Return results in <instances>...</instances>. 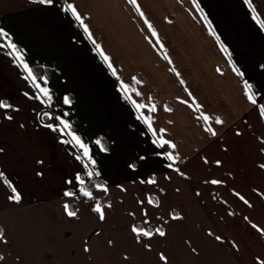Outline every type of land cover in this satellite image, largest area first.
Returning a JSON list of instances; mask_svg holds the SVG:
<instances>
[{"label":"crops","instance_id":"crops-1","mask_svg":"<svg viewBox=\"0 0 264 264\" xmlns=\"http://www.w3.org/2000/svg\"><path fill=\"white\" fill-rule=\"evenodd\" d=\"M72 2L118 75L130 84L132 77L141 81L134 85L141 96L134 98L148 103L158 93L153 127L176 148L152 143L156 137L122 98L116 77L69 15L32 0H0V27L37 68L34 73L47 75L53 92L50 106L37 99L8 49L0 47V99L16 106L0 108V171L21 194L19 202L9 199L11 189L0 177V264H165L161 252L167 264L264 260V235L252 226L264 228V117L247 100L243 83L264 93V30L253 13L243 0H198L203 12L193 0H137L157 41L129 0ZM252 3L264 20V0ZM64 95L71 104L63 103ZM193 97L199 111L223 121H210L215 135L190 107ZM45 111L67 113L64 118L89 145L99 176L89 177L76 158L80 150L45 127L59 123L41 115ZM162 151L179 154L174 167ZM77 173L85 183L107 182L108 191L94 187V199L83 196ZM212 179L224 183L211 184ZM66 190L75 195L66 196ZM103 197L111 207L103 205L100 220L92 208ZM149 197L159 203H149ZM64 203L72 205L75 217L67 215ZM174 212L181 216L173 218ZM133 224L162 227L166 235L138 241ZM110 253H117L113 261Z\"/></svg>","mask_w":264,"mask_h":264},{"label":"snow or ice","instance_id":"snow-or-ice-1","mask_svg":"<svg viewBox=\"0 0 264 264\" xmlns=\"http://www.w3.org/2000/svg\"><path fill=\"white\" fill-rule=\"evenodd\" d=\"M33 3H38L45 6H58L59 10L71 17V19L75 22H77L78 26L83 29V32L86 34L87 38L92 42L93 45H95L94 50L98 52L101 59L105 62L107 68L111 71V75L113 77H116V80L118 82L117 87L118 91L120 92L121 96L125 101L130 103L134 109V111L137 113V119L140 120L148 129L149 132L152 133L155 139H153L152 143L157 146L158 148L163 149L165 145H167L170 149H175L176 144L170 140L165 139L163 136H157V130L153 127V116L151 113L156 111V104L152 101L151 97H149V102L145 103L143 100H139L134 97H140L141 93L139 90H137L134 85L137 83H141V81H138L136 77H132V83L125 82L119 75L114 67L110 57L104 52L103 48L96 42V40L93 38V34L90 31L89 25L84 22L82 14L78 11L77 6L72 2V0H32ZM244 4L247 5L248 9L253 13V20L256 21V23L259 25L261 30H264V20L260 18V14L257 12L256 7L253 5L252 0H243ZM129 3L132 4L136 11L139 13L141 17L144 18V23L147 24L148 30L150 31L151 35L153 37H156V40L159 41L158 34L156 32V29L153 27V25L148 21L147 17L145 16V13L141 9V6L137 3V0H129ZM193 3L195 5V8L199 12H203V9L201 8L200 3L198 0H193ZM204 20L207 23L209 27V31L212 35L216 36L217 41L219 42V36L215 33V31L212 29L211 21L208 20V17L206 14H204ZM221 47L222 50L227 52V46L223 45L222 42ZM0 47H6L8 49L7 55L12 57V63L16 64L24 74V79L28 80L32 83V85L36 89V98L41 100L43 104L46 105H52L53 102V92L48 87V77L47 75H44L42 77H38L34 71L33 68L30 66L29 62L25 58V54L20 50L18 44L14 42L12 35L6 31L4 27H0ZM159 47L163 49V44H159ZM165 59L170 58L167 56V53L164 54ZM231 62V60L229 61ZM262 68H264V65H261ZM234 71L237 72L238 75L243 76L244 74L240 72L238 68H234ZM175 71V69H173ZM179 75V73H177ZM183 83V81H181ZM244 92L247 97V100L253 104L258 105L259 115L261 117H264V103H259V99L264 98V93H260L258 90L253 91V84L249 83L247 80L244 82ZM25 95H28V93H25ZM192 94L189 92V96ZM179 100L180 97H177ZM182 103L189 104L188 100H182ZM63 103L64 104H71L72 100L69 98L68 95L63 96ZM15 105H12L11 103L7 102L5 99H0V108L9 109L14 108ZM190 107H192L194 110L198 111V118L202 119L205 124V129L212 135H215V130L211 127L210 121L215 120L216 123H222L223 121L219 116L212 117L208 113L199 111V109L202 108L201 105L197 104L195 102V98L193 97L192 103L190 104ZM166 110H170L167 108V105H165ZM147 110L148 114H145L144 110ZM8 119H12L10 115L5 113ZM43 116H47L50 120L54 119L56 121H59V123H48L45 125V127L53 130L58 131L61 133V140L65 144H71L74 148H77L80 150L82 155H77V159L81 160V162L84 165V169L87 170V175L89 177H92L93 175L99 176V172L94 170V166L96 165V160L93 158L91 154V149L87 143L82 139V137L75 131L72 127V124L69 120L65 119L64 117L67 115V113H63L62 115H55L50 111H45L41 113ZM164 131V130H161ZM67 136L70 139H64V137ZM97 145H100V147L103 150H107L103 147L101 141L97 139L95 141ZM2 151V149H0ZM264 151V149H262ZM159 155H162L167 158L168 161H171L172 163L168 164L169 168L174 167L175 162L179 159V154L174 153L173 151H162L158 153ZM143 159V158H141ZM39 163V161H38ZM205 163H207V158H205ZM215 163L219 165L221 161L216 160ZM89 165L93 166L92 169H89ZM130 167H135V165H130ZM261 168H264V164L260 165ZM176 171L179 172L180 169L176 168ZM40 175L41 173H37ZM181 175H184V173H181ZM0 177H3V183L6 184L11 189V195L9 196V199L12 201L19 202L21 200V194L17 190L15 186H13L10 179L6 177L5 172L0 171ZM75 180L79 182L80 185V192L83 194V196L88 197L90 199H94L93 192L85 185L84 180L82 179L81 175L77 173L75 175ZM150 182H154L150 181ZM68 183H72L71 180L68 181ZM211 184H222L224 181L218 180V179H212L210 181ZM94 187L96 189H100L103 192L108 191L107 182L104 183H95ZM66 196H74L75 193L70 191H65L64 193ZM236 196L240 197L241 200L244 201V203H249L239 192L235 193ZM149 203H155L158 204L159 201H155L152 199V197L148 198ZM108 207H111V204L108 203ZM64 211L67 213L70 217H75L77 213L75 211L70 210V205L68 203H64L63 205ZM92 210L99 214V219L104 220L105 219V211L103 205L99 202V200L94 201V206ZM173 218H179L181 216L180 213L174 212L172 213ZM254 228L257 229L261 233V235H264V228H261L259 225L253 224ZM131 231L135 234V238L139 241L141 237H152L154 234H159L160 236L166 235L164 229L162 227H155L154 229L151 227H144L139 226L136 224L131 225ZM0 236H3L2 230H0ZM217 240L223 239L221 236L215 237ZM111 243V241H109ZM145 247L151 248L150 244H146ZM85 251H88L87 245H85ZM159 258L161 261H164L165 264H167L168 257L163 253H159ZM2 259V257H0ZM255 260L257 264H264V260L261 259L260 256H256Z\"/></svg>","mask_w":264,"mask_h":264},{"label":"trees","instance_id":"trees-1","mask_svg":"<svg viewBox=\"0 0 264 264\" xmlns=\"http://www.w3.org/2000/svg\"><path fill=\"white\" fill-rule=\"evenodd\" d=\"M33 70L36 71L37 68H33ZM45 73L47 74V71H45ZM151 96L153 97V101L156 102V99H157L158 93H157V92H152ZM168 105L170 106V104H168ZM100 140H101V142H102L103 144H105L104 141H103V139H100ZM95 183H102V182H100L99 180H94V181H91V182H87V183H85V185L91 190V189L94 188ZM99 202H100L102 205H105V204L108 203V199H107V197H103V198H101V199L99 200ZM70 207H71V210H72V208H73L72 205H70ZM136 225H139V224H136ZM139 226H141V225H139ZM147 227H151V228L154 229V227L151 226V225H150V226H147Z\"/></svg>","mask_w":264,"mask_h":264},{"label":"rangeland","instance_id":"rangeland-1","mask_svg":"<svg viewBox=\"0 0 264 264\" xmlns=\"http://www.w3.org/2000/svg\"><path fill=\"white\" fill-rule=\"evenodd\" d=\"M110 255H111V259H112V257H114V256H116L117 255V253H110ZM112 261H113V259H112ZM146 263V262H145ZM109 264H114L113 262H111V263H109ZM149 264H153V263H149Z\"/></svg>","mask_w":264,"mask_h":264}]
</instances>
